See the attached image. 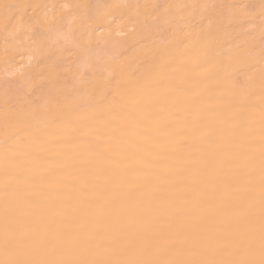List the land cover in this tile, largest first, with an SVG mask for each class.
I'll use <instances>...</instances> for the list:
<instances>
[{
    "label": "bare ground",
    "instance_id": "obj_1",
    "mask_svg": "<svg viewBox=\"0 0 264 264\" xmlns=\"http://www.w3.org/2000/svg\"><path fill=\"white\" fill-rule=\"evenodd\" d=\"M264 0H0V260L261 259Z\"/></svg>",
    "mask_w": 264,
    "mask_h": 264
},
{
    "label": "snow or ice",
    "instance_id": "obj_2",
    "mask_svg": "<svg viewBox=\"0 0 264 264\" xmlns=\"http://www.w3.org/2000/svg\"><path fill=\"white\" fill-rule=\"evenodd\" d=\"M262 245H261V259L257 262L254 260H241V261H231V262H221V264H264V221H262ZM0 264H45V262L37 261H26L18 259H5L0 260ZM88 264V262H84ZM96 264V262H93ZM100 264H155V262L149 261H110V262H100Z\"/></svg>",
    "mask_w": 264,
    "mask_h": 264
}]
</instances>
